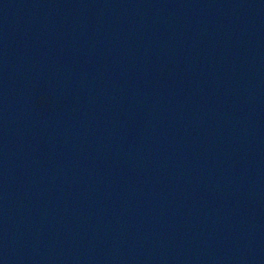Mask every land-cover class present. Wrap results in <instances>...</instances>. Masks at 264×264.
I'll use <instances>...</instances> for the list:
<instances>
[{"label": "water", "instance_id": "1", "mask_svg": "<svg viewBox=\"0 0 264 264\" xmlns=\"http://www.w3.org/2000/svg\"><path fill=\"white\" fill-rule=\"evenodd\" d=\"M0 264H264V0H0Z\"/></svg>", "mask_w": 264, "mask_h": 264}]
</instances>
